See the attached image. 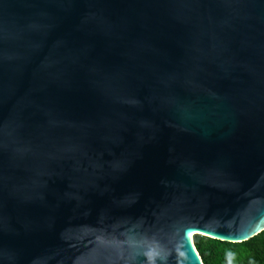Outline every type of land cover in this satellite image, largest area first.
I'll return each instance as SVG.
<instances>
[{"label":"water","instance_id":"obj_1","mask_svg":"<svg viewBox=\"0 0 264 264\" xmlns=\"http://www.w3.org/2000/svg\"><path fill=\"white\" fill-rule=\"evenodd\" d=\"M262 232L264 0H0V264Z\"/></svg>","mask_w":264,"mask_h":264},{"label":"trees","instance_id":"obj_2","mask_svg":"<svg viewBox=\"0 0 264 264\" xmlns=\"http://www.w3.org/2000/svg\"><path fill=\"white\" fill-rule=\"evenodd\" d=\"M204 264H264V232L243 243H227L195 235Z\"/></svg>","mask_w":264,"mask_h":264}]
</instances>
